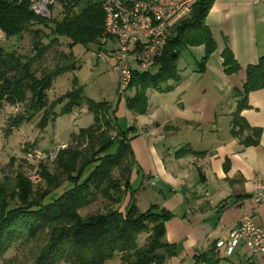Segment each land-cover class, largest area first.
<instances>
[{"label": "trees", "instance_id": "trees-1", "mask_svg": "<svg viewBox=\"0 0 264 264\" xmlns=\"http://www.w3.org/2000/svg\"><path fill=\"white\" fill-rule=\"evenodd\" d=\"M80 1L62 0V17L41 18L30 10L29 0H0V34L6 40H18L27 32L34 37L33 55L18 54L0 46V106L6 102L25 108L23 114L10 119L8 130L38 113L41 116L37 126L43 130L55 116L57 104L63 105L62 114L84 108L93 116V123L72 134L70 143L58 152L56 175L48 177V172L42 170L49 189L33 195L30 183L19 176L3 187L7 192L0 191V258L14 247L26 248L41 241L30 264H106L116 255L120 256V264H165L176 253L175 246L164 241V225L171 215L155 206L139 212L133 198L135 191L130 192L134 157L129 142L136 135H128L131 128L127 132L120 130L110 103L85 98L81 88L72 89L64 100L48 103L46 91L54 79L75 69L71 51L61 54L54 68L42 69L38 76L48 53V47L41 41L42 28L50 31L51 43L58 44V37H62L70 48L93 45L101 50L104 13L100 0H85L87 5L82 12L78 11ZM213 1L197 0L190 16L175 24L161 56L151 68L154 73L151 69L133 73L128 89L133 94L124 99L128 112L145 114L146 92L164 91L169 89L166 86L169 82L179 80L177 63L182 52L203 46L204 55L198 62L199 69H203L216 49L205 23ZM222 58L227 75L240 70L228 49L223 51ZM256 90H264V57L246 68V82L241 90L233 91L240 100L232 116V134L240 138L243 148L257 146L260 138V130L250 128L239 115L247 108V95ZM244 133L248 135L243 138ZM114 145V151L110 152ZM185 154L194 153L184 148L176 156ZM63 185V190L57 192ZM96 195L121 206L123 211L109 208L105 213L82 218L79 210L90 206ZM141 234L145 240L140 245L137 239ZM215 250V245L210 246L196 259V264H222Z\"/></svg>", "mask_w": 264, "mask_h": 264}, {"label": "crops", "instance_id": "crops-1", "mask_svg": "<svg viewBox=\"0 0 264 264\" xmlns=\"http://www.w3.org/2000/svg\"><path fill=\"white\" fill-rule=\"evenodd\" d=\"M205 23L216 49L202 70L198 62L204 47L191 48L187 51L200 53L198 61L193 67L177 63L179 80L169 82V89L148 90L145 114L128 112L125 100L112 105L117 124L128 120L126 130H120L131 128L128 135H136L129 142L134 157L130 192L141 177L135 206L139 212L155 206L171 215L164 241L176 253L165 264H196L202 252L228 239L244 213L257 223L264 220V210L251 200L255 180L264 179V90L250 92L239 114L260 130L258 145L243 148L231 125L240 100L233 91L246 82V68L264 57V0H214ZM225 49L240 67L231 75L223 68ZM101 50L112 58L107 48ZM184 148L194 154L177 157ZM215 252L222 264H264V254L248 259L242 247L230 258Z\"/></svg>", "mask_w": 264, "mask_h": 264}, {"label": "rangeland", "instance_id": "rangeland-1", "mask_svg": "<svg viewBox=\"0 0 264 264\" xmlns=\"http://www.w3.org/2000/svg\"><path fill=\"white\" fill-rule=\"evenodd\" d=\"M86 1L81 0L78 4V11L82 12L86 8ZM64 9L62 4H59L52 9V16L60 18L63 16ZM42 45L48 47V53L44 59L43 67L38 71V76L42 69H52L60 61L61 54L72 52L75 58V69L65 73L54 79L52 86L46 91L47 100L50 104L56 99H65V95L72 89L81 88L82 95L95 102H108L115 105L117 101H122L117 96V77L115 70L114 59L108 57L106 52L99 50L96 46L90 45L84 47L75 45L69 47L68 41L65 38L58 37L59 43H51L50 31L47 29L41 30ZM34 41L33 34L27 32L18 40H6L0 34V46L11 51H15L22 55H33L32 43ZM51 43V44H50ZM104 49V48H103ZM106 50V49H105ZM56 51V52H55ZM200 53L197 50L184 51L178 61L179 67H193L195 61H198ZM154 73V69H151ZM133 93L127 91L126 96ZM63 105L57 104L55 107V116L48 122L46 127L41 130L37 123L41 113L36 114L29 120H25L19 127L10 128V119L18 117L24 113V105H10L3 102L0 106V191H6L3 188L7 186L9 181H15L19 176H22L30 183L32 194L35 195L40 191L49 189L47 177H43L42 170L48 172V177H54L55 162L57 154L66 144L70 143V136L78 133L82 129L88 128L93 123V116L88 114L84 108H76L68 114H62L61 108ZM129 118V117H128ZM130 119V118H129ZM131 120V119H130ZM127 118L118 120V126L122 130H126ZM7 131L9 134L7 135ZM112 136L114 134L112 133ZM65 144V145H62ZM114 147L110 150L113 152ZM57 151L56 157L53 159L47 158L50 153ZM38 157V158H37ZM25 159V160H24ZM42 166V168H40ZM91 168L89 167L88 170ZM86 171V172H87ZM115 172V176H117ZM62 180L61 177H58ZM63 185L57 192L63 190ZM141 186V177L132 183V190L138 191ZM124 191V188H121ZM12 192V188H8ZM17 190V189H16ZM127 194V193H126ZM128 195H125V198ZM17 201L16 199H13ZM120 209L121 206L114 204L108 200L95 196L94 202L81 210L79 215L82 218H87L92 215L105 213L107 209ZM145 235L138 236L137 243L143 244ZM42 242H35L29 247H14L10 249L2 258L0 264H30L34 256V252L40 247ZM119 255H116L106 264H120Z\"/></svg>", "mask_w": 264, "mask_h": 264}, {"label": "built area", "instance_id": "built-area-1", "mask_svg": "<svg viewBox=\"0 0 264 264\" xmlns=\"http://www.w3.org/2000/svg\"><path fill=\"white\" fill-rule=\"evenodd\" d=\"M62 0H29L30 10L41 18H50L53 7ZM197 0H100L104 13L101 49L107 48L115 60L118 74L117 96L124 100L136 70L149 71L167 43L175 24L188 18ZM57 151L47 158L56 157ZM38 158V157H37ZM252 202L264 210V179L253 184ZM242 247L246 258L264 254V220L255 222L244 213L237 226L229 231L226 241L215 248L230 258ZM202 264V263H200Z\"/></svg>", "mask_w": 264, "mask_h": 264}]
</instances>
